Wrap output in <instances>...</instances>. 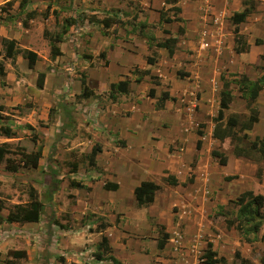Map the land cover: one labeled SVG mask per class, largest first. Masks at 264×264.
Returning a JSON list of instances; mask_svg holds the SVG:
<instances>
[{"label": "rangeland", "instance_id": "obj_1", "mask_svg": "<svg viewBox=\"0 0 264 264\" xmlns=\"http://www.w3.org/2000/svg\"><path fill=\"white\" fill-rule=\"evenodd\" d=\"M8 1L11 0H0V33L11 37L18 36L20 43H24L25 40L32 43V47L45 58V61L50 62L48 68L51 75L42 96L34 99L26 95L19 100L14 84H11V81L10 84H6L5 78L0 75V106L3 107L0 111V124L11 122L14 133L9 139L0 137V144L8 143L13 151L18 146L24 148L26 152H32L38 147L45 152L39 170L19 169L13 173L5 169V161L0 163V201L5 210H12L14 204L27 202L29 190L34 188L37 199L45 204L39 226L31 230L32 232L26 230L31 232L32 236L24 237V234L16 236L17 238L12 236L16 243H2L1 239L0 243L3 246L0 247V264H6L4 261L9 259L7 253L10 249L14 246L22 247L24 244L31 246L30 258L26 256L22 260H17V264H111L108 260L111 254L104 251L103 247L101 248L104 251L103 261H98L95 257L99 253L98 245L102 234L106 232L110 234L114 228L126 232L129 239L137 243L140 250L136 249L132 255L141 254L139 257L142 256L149 264H201L199 258L203 255L205 242L208 241L212 243L217 258H223L219 264H239V260L234 257L236 251L251 264H263L264 224L258 234L249 236L252 242L246 243L234 229H227L224 221L236 218L238 209L236 198L241 193L250 190L253 194L264 196V178L258 180L255 176L257 168H264V159L255 163L236 158L232 150L237 143L229 139L218 141L212 137V131L218 109L221 76L230 82L233 95V101L225 116L237 114L240 119L248 116L247 97L241 92L239 75L250 71L249 78L255 80L264 73V60L260 58L264 55V45L251 51L254 61L251 63L243 61L246 62L245 67L240 65L241 71L238 72L239 65L236 62L232 64L230 60L229 65L223 66L214 60L216 56L220 60L222 43H215L207 34L204 36L202 29L193 39L185 37V33L181 35L183 38L174 33L177 36L176 41L180 42L179 46L177 42L175 46L174 53L177 56H166L160 60L154 47L150 48L148 56L152 52L157 54L155 61L157 64L152 65L153 68L150 67L149 71L160 75L158 77L162 95L172 89L175 101L168 104L166 111L160 112L154 110V102L148 100L146 92L145 97L138 95V98L149 101L150 104L139 112L133 107V103L139 102L134 89L129 88V93L119 96L118 115L131 123L135 121L134 118L139 112L140 124L145 128L143 130L152 133L150 142L153 148L146 145L147 141H143L145 146L142 147L144 138L140 133L143 131L129 127V131L136 134L129 136L133 141V149H125L124 152L114 153L110 157L109 166L113 165L120 186L117 193L103 191L105 190L103 185L109 183L110 175L114 172L106 170L101 163L100 166H90L87 163V153L83 152L91 144L100 145L102 151L103 149L119 151L126 147V141L96 124L95 117L89 115V108L94 112L100 110L101 113L106 110L107 104L112 101L107 92L95 95L93 90L88 89L93 93L91 100L96 98L94 102L97 105L92 101L88 102L89 99H86V104L89 103L87 105L91 107L82 103L80 84L82 80L86 83V70L79 64L82 60L89 61L91 66L106 67V64H99L104 61L99 54L103 53L101 45L105 41L111 45L118 41V38L128 42L135 36L140 39L152 37L154 43L164 41L167 36L161 32L162 23L158 22L157 12L162 11L170 18L178 17L180 13H176L174 9L179 8V2L185 10L184 14L189 15L185 16L183 24L187 23L194 27L200 23L199 15L204 14L203 10H207L204 5L210 4L216 8L209 10L214 17L212 21L214 25L233 30L230 14L237 11V0H226L227 10L222 6V0L218 3H214V0L213 3L211 0H188L187 6L185 0H28L23 12L17 8L20 0H13L11 7L5 5ZM240 1L241 4L246 1L254 5L253 13L240 24L243 37L253 44L254 39L264 37V0ZM31 10L37 15L28 21V28L24 30L21 21L25 18V11ZM195 10L199 15L197 12L192 14ZM47 12L48 17L43 19L41 14ZM70 18L76 23L63 36L61 44L65 43L68 51L75 50V56H71V59H61L58 56L51 60L49 44L42 36V32L46 31L54 36L61 30L64 20ZM106 18L115 19L117 23L106 29L98 22ZM203 42L208 43V48H201ZM89 49L91 52L94 51V54L88 51ZM140 49L143 48L140 46ZM205 52L207 55H204ZM211 54L214 55L213 59H209ZM114 57L117 58L115 55ZM207 57L212 63L205 67V74V69L196 68L192 70L191 77L184 78L188 64H194L196 61L198 67H201L202 59ZM126 59L135 60L139 65L141 62L139 54L134 57L129 55ZM144 59L146 60V57ZM41 65L45 67L47 64L41 62ZM111 65L115 66V63ZM251 66L253 69H250ZM71 68L74 69L73 72ZM178 72L182 74L181 77L177 75ZM27 83L29 81L26 79L25 85ZM175 84L184 85L188 90L186 87L185 89L175 87ZM262 93L255 105L261 119L255 129L253 127L247 132L250 141L257 136L264 137V89ZM63 108H66L68 113H65ZM65 121L69 122V125ZM173 121L185 140H170L163 145L174 131ZM90 124L94 129L97 127V134L107 141L95 142L94 139L87 141L91 138L85 128ZM197 130L203 133L204 145L201 147L203 153L195 149L197 137L192 134H196ZM88 136L89 138H86ZM157 136H161L162 139L155 147L156 140H159ZM75 137L79 138V146H74L72 142ZM238 145L245 147L247 141H242ZM129 148L130 146L127 149ZM48 150L50 153H47ZM212 151L226 157L224 166L219 164L217 158L212 157ZM200 156L204 159L200 160ZM5 158L17 163L19 156L13 152ZM174 160H178L173 164L177 182L182 183L193 174L194 180L197 177L193 186L182 188L180 185L174 187L167 185L165 172L168 171L165 169L160 174L161 180L156 178L160 166ZM199 160L201 164L198 165ZM191 164H194L193 168L190 167ZM46 165H50L52 170H48ZM73 165L77 171L71 174ZM149 173L153 182L160 186V190L156 192L157 196L159 195L154 202L156 205L151 210L148 209L149 206L138 207L129 191V186L138 179H144ZM54 181L57 183L54 184ZM71 182H83L88 188L73 190L76 188L71 186ZM164 201H170L167 209L163 207ZM150 211L154 216L162 214L163 224L156 222L149 214ZM73 214H76L75 217H72ZM108 221H112L111 228ZM99 225H105V229L99 230ZM7 228L6 231L11 230L14 233V227ZM14 230L22 229L19 226ZM165 231L169 233V239L165 248L159 250L157 243ZM177 247L180 251H175ZM115 252L120 257L119 261L126 258L130 264L140 263L135 259L132 261L129 251Z\"/></svg>", "mask_w": 264, "mask_h": 264}, {"label": "crops", "instance_id": "obj_2", "mask_svg": "<svg viewBox=\"0 0 264 264\" xmlns=\"http://www.w3.org/2000/svg\"><path fill=\"white\" fill-rule=\"evenodd\" d=\"M222 1H223L222 6L226 9V6L225 5L227 4V1L226 0H222ZM218 2H219V0H214V3H218ZM184 3L187 6L186 3H189V1L188 0H185ZM211 3H213V0H211ZM204 6L207 7V10H203L204 11V14L199 15V13H198L197 10L192 11V14L194 12H197V14L199 15V20H200V23L195 24L194 27L192 25H189V24L187 25V23H184L183 24L184 19L186 20V17L185 16H189V15L188 14H184L185 13V10L182 7V4L180 2H179V8H180L181 11H180V15L178 17L181 18L183 22L162 23L159 20V12H157L158 22L159 23H162L161 32L164 35L167 36L166 39L169 38L170 35L165 34L163 31H169L170 34H173L172 37L177 38V36H175L174 33L175 34L177 33V30H178L179 27H183L185 29V37L189 36L190 38L193 39V38H195L197 32L200 29H202V32H203L202 34H205V36L207 34V37L208 38H212L213 41L215 43H217V44L218 43H222V45H221L222 46V48H221L222 50H220L221 51L220 60L217 58V56H216V58H214V60L217 61L218 64L223 65V66L229 65L230 63H228V62L230 60H231L232 64L236 62L237 65H239L238 72H240L241 71L240 65H241V67H245L244 64L246 62H243V61H247L248 63H251V62L254 61L252 59V53H251V51H253L254 48H256L258 46L254 45V41H253V44H252L249 40H247L244 37V39L246 40V42L249 45L248 52L247 53H243V54H236V53H234V51H233V47H234V35L232 33V30H230V28H226L225 26L222 27L220 25H217V26L214 25V22H212V21H214V17L210 14L209 10L210 9H216V8L213 7L210 4H206ZM237 6H238L237 11L231 13L230 14V18H231V16L234 13L241 12L240 11V8H242V10H243V4H241V1L240 0H237ZM17 8H18V4H17ZM214 11H216V10H214ZM192 21H193V19H192ZM241 27L242 26L240 25L239 26V32H240V34H242V28ZM106 29H108V28H106ZM24 30H27V28H25ZM42 34H43V32H42ZM19 35L20 36L21 35L23 36V34H19ZM180 37L183 38V36H180ZM2 38L15 41V43H16L15 45H16V48L18 50V53L15 54L14 61H11L10 59L3 57V49H2V45H1V39ZM25 39H26V37L24 38V40ZM257 39H259V38H257ZM261 40H264V37L261 38ZM62 42H63V40H62ZM177 43H178V46H179L180 45V42H177ZM59 44H60V47H59ZM59 44L57 46L59 47V50H60V53H61V55L59 56L61 59H71V56H75V53H74L75 50L68 51V48L65 45V43H62V44L59 43ZM32 45L33 44L30 43V42H28L27 40H25L24 43H20L18 36L11 37L9 35H5L4 33H2V34L0 33V55H1V57H0V65L3 67V73H4V75H2V76H3V78H5L4 80H5L6 84H10V81H11V84L12 83L14 84L15 90L17 91V95L19 96L18 97V100L20 98H25L26 95L27 96H30V97H33L34 99L36 97L42 96V93L46 89V84H47L48 77H49V75H51V72H48L47 71L48 64L50 62H48L47 60L45 61V58L43 56H41L38 53V51L34 47H32ZM101 46H102L101 48H102L103 53H104V58L102 59V60H104L103 61L104 63L103 62L102 63L99 62V64H102V65L103 64H106L105 65L106 67H100V65H98V66H91V63L89 61H86V60H82L79 64L81 65V67L84 68V70H86L85 71V76H86V84H87L88 89L93 90L92 92H94L95 95L100 94V93H106L107 92L109 98L112 100L110 102V104H107L106 110L104 112H102V113L100 112V110L99 111L97 110L96 112H94V111H91L92 110L91 108H89L88 109L89 115L92 116V117L93 116L95 117L94 119L96 121V124H100L105 129H107V131L110 132L111 134L113 133L114 135H117L119 138H123L126 141V147L123 148L122 150H119V151L118 150L117 151L116 150H113V151L108 150L107 151V150L103 149V151H102V149H101V152L98 153L97 156H96V158H95V166H100V163H101V164H104L106 170L111 171V172L112 171L114 172V173H112L110 175L111 176L110 177L111 179L108 180L109 183H105L103 185V188L105 189L103 191L117 193L120 190V186H119L118 181L116 179V173H115V169L113 168V165L109 166L110 157L114 153H122V152H124L125 149L126 150H132L133 149V147H132L133 146V141L129 139V136H132V135H135L136 136V134L133 131H129V127H130V129L131 128L132 129L133 128H136V129L139 128V129H141L143 132L142 133L138 132V133H140V136L142 138H144L142 140V144L144 143L143 141H147L146 142V145H149V146H151L153 148V145L151 144L152 142H150V140H151V137L150 136H151L152 133L150 134V133H147L145 130H143L145 128L143 127L144 125H141L140 124V119L138 118L139 112H141V110H144L145 107H147V105L150 104L149 101L154 102V104H153L154 110H157V111H160V112L161 111L164 112L168 108V104L169 103H172L173 101H175V98L173 97V94L171 93L172 92V89L168 90L166 93H168L170 99L165 100L164 103H163V105H162V107L158 108L156 102L162 96V92L160 90L159 85H152V84H150V80H149V77L148 76H145L143 78V80L141 82H139V83L135 81V79L137 78V75L134 74V70L135 69H138V70H148L149 71V68L150 67L153 68V66L147 64L146 63V60L144 59L145 57L148 56V51L150 50V47H148V44H147V37H144V39H140L138 36H135L133 38V40L128 41V42L125 41V40H123V39H119L118 38V41L113 42L111 45H109V43L107 41H105V42H102V45ZM140 46L143 49H140ZM25 50L33 51L37 55V60H36V62L34 64L33 68H31V69L28 68V62L23 57V52ZM90 50L91 49H89L88 51H90ZM82 51H84V50H82ZM155 52L157 54H159L160 60L161 59L163 60L166 56L172 57V56H169L168 55V53H167V51L165 49H158V48H156ZM20 53H22V54H20ZM91 53L94 54V51H92ZM138 54L141 57L140 65H139V62H137L135 60H130L129 61L128 59H126V57H129V55H131V57H134V56H136ZM114 55L117 58H115ZM173 55L174 56H177V54H175V53ZM204 55H207V53L205 52ZM211 55L212 56L209 59H213L214 55L213 54H211ZM216 55H219V54H216ZM189 56L191 57L192 55H189ZM40 58H42V60ZM186 58H189V57H186ZM209 59H208V57L205 58V59H202L201 64H200L201 67H198L199 65L196 63V61H195L196 65H194L195 63L194 64H192V63L191 64H188V66H186L187 69L185 70L186 75H184V78L185 79L186 78L188 79L189 77H191L192 70H194L196 68L199 69V70L205 69V71H204V74H205V72H206V68L205 67L209 66L212 63V61L209 60ZM41 62H45V65L46 64L47 65L45 67H43L41 65ZM111 63H115V66H112ZM155 64H157V62H155L153 65L155 66ZM121 65H124V67L122 68ZM251 67H250V69H253V67L252 68ZM70 70L72 72L74 71L73 68H71ZM39 72H45L44 85H43V88H41V89H39L36 86V75ZM149 72H150V75L151 76H154V77L158 78V81H160V77H158V76H160L159 74L156 75V73H154V71H149ZM114 73H117V74L115 76H113ZM262 74L263 73H261V75ZM177 75L180 76V77L182 76V74H180V72H178ZM242 75H246L248 77V79L251 80L249 78L250 71H248L247 73L244 72V74H242ZM261 75H259L258 77H256V79H258ZM34 78H35V80H34ZM26 79L29 81V83H27V85H25ZM146 79L149 80V81H147ZM125 80H128L129 81L130 87L128 85V89L130 88V90H132V89L135 90V94L137 93L136 94L137 98H138V95L139 96L140 95H143L145 97L146 96V92H147V98L149 100V101L139 100V98H138L139 102L136 103V104L133 103V107L136 108L139 112H138V115L134 118L135 121H132L131 123H129L128 120H126L123 117H121V116L118 115L119 109L117 108V106L119 105V101H120L119 100V96L121 94L126 95V93H129L128 90H127L126 93L113 92L112 93V96H110V85L111 84H116L119 81H125ZM255 80H251V81H255ZM174 86L175 87H178V88H181V89H185V87H186L184 85L183 86L182 85L179 86L177 84H175ZM150 88H153L154 91H155L153 97H150L149 96V90H150ZM81 89H82V86H81ZM186 89L188 90L187 87H186ZM262 92H263V90L260 91V93L258 95V100L262 96V94H263ZM209 96L210 95H208V97ZM92 97H93V95L90 98H88L89 100L87 99L88 102L89 101L94 102L96 100V98L94 100H91ZM84 99L85 98H83V102L82 103H85L86 104V101L87 100L86 99L84 100ZM203 99H205V98L203 97ZM94 103H95V105H97L96 102H94ZM87 104H89V103H87ZM87 106L88 107H91L90 105H87ZM94 109H97V108L94 107ZM63 110H64L65 113H68L66 108H63ZM201 110L204 111L205 109H201ZM260 119H258V122L260 121ZM258 122L254 125V129L256 128ZM65 123L69 125V122L67 123L65 121ZM72 125H74L73 122H72ZM175 125H176V123L174 122V126H173L174 127V131L171 133L170 136H168L167 141L164 142L163 145H165L170 140H176V139L177 140H185L184 139V136L179 131L180 129L177 126H175ZM95 129H94V127H92L91 124L85 128V130L87 132H89L87 134H89V136L91 138V139H88L87 141H92V139H94L95 142H98V141L99 142H103V141H100V140H106L105 138H102L101 136H99L97 134V129L98 128L95 127ZM192 135L195 136V137H197V139H200L201 142H202L203 135H202V137H198L197 134H192ZM89 136L86 137V138H89ZM157 137H159V140H156L155 147L157 146L158 141H160L162 139L161 136H157ZM78 139L79 138H76L75 137L74 138V141H72L73 144H74V146H79V142H78L79 140ZM186 142H187V140H186ZM81 144H82V142H81ZM94 145H98V144H94ZM94 145L91 144L89 146V148H87V150L86 151H83V152L87 153V155H88L90 153V151H91L92 146H94ZM203 145H204V143L202 142L201 143V147ZM129 146H130V148L127 149ZM143 146H145V145L143 144L142 147ZM38 149L41 150V158L39 159L38 167L36 168L37 170H39V168H41V166H42V158H43V155L45 153V152L43 153V151H42V149L40 147H38L36 150H33V151H37ZM200 151H201V153H203V148H200ZM47 153H50V150H48ZM199 159L202 160L204 158H202L200 156ZM200 160L198 162V165H199V163L201 164ZM175 162H178V160L169 161V163H167L166 165L162 164L160 166V169H159L157 175H156V178H158L159 180H161L162 177L160 176V174H161L162 170H164V169L166 171L170 172L175 177L176 176V173H175V169H174V166H173V164ZM87 163H88V161H87ZM45 167H47L48 170H50V171L52 170V167L50 165H46ZM187 167H188V163H187ZM75 169H77V168L75 167ZM25 170H31V169H25ZM76 171L77 170H75L71 174L75 173ZM195 172H197V170ZM255 174H256V171H255ZM150 175H151V173H149L148 176H146L144 179H141V180L138 179L131 186H129L130 194L133 195V189L136 186H138L141 182H143V181H151V182H153V180L150 178ZM153 178H154V176H153ZM261 178L263 179L264 176H262ZM71 179H73V177H71ZM196 181H197V177L195 178L193 184H190V185H187V186H191V185L193 186ZM183 182H185V181H183ZM106 184L107 185H116V188L113 189V190H111L112 188H108L107 189V188H105V185ZM179 184H181V183H179ZM81 185H83V188L82 189H84L85 187H87L86 184H84L83 182L81 183ZM172 187H174V186H172ZM186 187H182V188H186ZM33 190H35V188ZM73 190H77V189H73ZM167 191H168V189H167ZM158 196H157V194H155L154 202L156 201V199L158 198ZM27 202L20 203V204H14L13 206H15V205H25V204H27ZM154 202L151 205H149V208L148 209L151 210L153 208V206L156 205V203H154ZM164 202L165 203H164L163 207H164V209H167L169 207L170 201L169 202L168 201H164ZM12 209H13V207H12ZM44 209H45V204H43V212H44ZM9 211L10 210H5L3 208L0 211V216L3 219H6ZM43 212H42V214H43ZM149 214L152 216V218L155 219L156 222H159V223L163 224L162 221H161L162 214H159L157 216H154V214H152V211H150ZM75 215L76 214H73L72 217H75ZM40 220H41V218H40ZM39 222L38 223H19V222L6 223V222H4V223L0 224V241L2 239V243H4V242L16 243L17 241L13 239L14 236H15V238H17L16 236L19 237L22 234H24V237L32 236L31 235L32 234L31 233L32 232L31 230L35 229L36 226H39V224H40ZM108 222L110 224L109 227L111 228L112 221H108ZM19 226H20V228L22 230H18V231L14 230V228L19 227ZM118 226H120V224ZM7 227H12V228L14 227L13 228L14 233H12L11 230L6 231V228ZM7 230H8V228H7ZM26 230H29L31 232L29 233ZM114 230H116L117 232H114ZM114 230L110 234H107V232L106 233H103V234L101 233V234H102V236L106 237V239H107V245L110 248L111 255L117 261H119L118 258H120V257L116 254L115 251L116 250H119V251H129L131 253L132 261H134L133 259H135V261H139L140 262L139 264H141V262H143L145 264L148 263V261L144 260L142 258V256L139 257V255H141V254H136L137 256H133L132 255V253L136 249H138L137 243H134L133 240L131 241L129 239V235L126 232L121 231L119 228L118 229L117 228H114ZM166 230H168V229H166ZM165 233H167L169 235V233L167 231H165ZM208 242H210V241H208ZM206 243L207 242H205V249H204V251L206 250ZM1 245L2 244L0 243V247H1ZM165 245H164L163 249L165 248ZM30 247L27 246L26 244H24L22 247H20V246L19 247L14 246V248L13 249H10V251H18V250L19 251H25L26 256L29 259L30 258V251H31ZM163 249H161V250H163ZM138 250H140V249H138ZM178 250L180 251V249H176L175 251H178ZM204 251L202 252V254L204 253ZM9 259H11V258L9 257ZM20 260H22V259H20ZM0 261H1V255H0ZM15 263L17 264V260H15ZM120 263H122V264H130V262H128L126 260V258L124 260H122ZM131 264H138V262H136V263L134 262V263H131Z\"/></svg>", "mask_w": 264, "mask_h": 264}, {"label": "trees", "instance_id": "obj_3", "mask_svg": "<svg viewBox=\"0 0 264 264\" xmlns=\"http://www.w3.org/2000/svg\"><path fill=\"white\" fill-rule=\"evenodd\" d=\"M28 0H20L18 2V8L23 12L25 6L28 4ZM7 7H11L13 5V0L5 3ZM3 9V8H2ZM4 10V9H3ZM176 13H180V8L174 9ZM254 11V5L248 4L246 1L243 2V10L241 12L234 13L230 21L233 24L232 33L234 35V47L233 51L236 54L247 53L249 49V45L244 39L243 35L239 32V25L244 23L246 18L251 15ZM37 13L34 10L25 11V18L21 21V25L24 28H28V21L33 20L36 17ZM43 19L48 17V12L41 14ZM159 20L162 23H172V22H183L181 18L174 17L170 18L166 16L162 11L159 12ZM103 25L104 28H109L112 24H116L117 21L115 19H102L98 21ZM76 21L74 19H65L63 25L61 26V30L54 34V36L48 34L46 31H43V37L48 41L49 44V56L51 60H54L56 57L60 56V50L57 46L62 42L63 36L69 30L70 27L75 25ZM165 34L171 35L169 31H163ZM141 33V31H140ZM178 35H183L185 33V29L183 27H179L177 30ZM154 39L152 37L147 38L148 47L165 49L169 56H173L175 52L176 46V38L169 37L161 42L154 43ZM15 41L8 40L5 38L1 39V45L3 49V57L8 58L11 61H14L15 54L18 53V50L15 45ZM254 45L261 46L264 45V40L255 39ZM23 57L28 62V68H33L37 55L35 52L30 50H25L23 52ZM100 58H104V53L99 54ZM264 60V55L260 57ZM157 59V54L152 52L150 56L146 57V63L149 65H153ZM49 68L47 71L49 72ZM134 73L137 75L135 79L136 82H141L145 76L149 77L150 84L159 85V81L156 77L151 76L148 70H138L135 69ZM181 74V73H180ZM0 75H4L3 67L0 65ZM45 72H39L36 75V86L41 89L44 85ZM221 81V89L219 91V101H218V109L216 112V116L214 118V128L212 131V137L218 141H224L225 139H229L230 141H234L237 143L233 147V155L236 158H243L248 161H252L255 163L261 162L264 159V137H255L252 141L249 140V136L247 132L251 131L254 125L258 122L259 112L256 108V100L260 91L264 89V73L255 81H251L248 79L246 75H239V85L242 86V91L247 97L246 109L248 111V116L245 119H240L237 114H230L225 116V112L229 110L230 105L233 101V95L230 88V82L224 78L220 77ZM129 81H119L116 84L110 85V96H112L113 92L126 93L128 90ZM82 92L81 97L88 99L93 94L88 90V87L84 80L81 81ZM154 89L150 88L149 96H154ZM170 99L168 93H163L160 99H158L157 107H162L165 100ZM3 110V107L0 106V111ZM198 137H202L203 133L200 130L196 131ZM14 135L12 130V125L10 123L0 124V137H4L6 139L11 138ZM242 141H247V145L245 147H241L238 144L242 143ZM201 140L197 139L195 142V149L200 150L201 148ZM19 156L17 163H14L13 160L9 158H5L6 155H10L12 153ZM101 152V147L99 145H94L91 148L90 153L87 155V161L90 166H95V158L98 153ZM211 155L213 158H217L220 165L224 166L226 164V157L217 151H212ZM41 158V150L26 152L22 147H16V150H12V146L8 143L0 144V163L5 161V169L9 172H17L19 169H36L38 167L39 159ZM194 164H191L190 167L193 168ZM75 171V166L73 165L72 172ZM165 177V182L169 186H178L186 187L189 184H192L194 181V175L190 174L188 179L179 184L174 177V175L168 174ZM257 179H260L264 176V168H257L256 174ZM232 178V177H229ZM57 181H54L56 184ZM73 188L82 189L83 185L79 182H71L70 183ZM105 188H112L111 190L116 188V185H105ZM160 190V186L151 181H143L138 186L133 189V197L138 207H147L154 202L155 194ZM29 201L25 205H15L13 209L9 211L6 219H3L0 216V224L19 222V223H38L42 216L43 212V204L37 199L36 191L33 189L29 190L28 193ZM236 204L238 205L236 218L233 220L226 219L224 221L227 229H234L246 243H251L250 235L255 236L260 231L262 225L264 224V197L260 194H253L252 191H245L241 193L236 198ZM4 208L3 203L0 201V211ZM98 229H105V225H99ZM169 239V235L167 233H163L161 239L158 240L157 248L163 249L164 245ZM108 254H111L110 248L107 245L106 237H101V242L98 245V248H102ZM99 249V253L96 254V260L103 261L104 251ZM8 257L11 259H6V264H16L15 260H20L26 257L25 251H9L7 253ZM234 257L236 260H239V264H251L248 260L243 259L240 256V253L236 251L234 253ZM108 260L111 264H122L117 261L113 256H109ZM201 264H219L222 262L223 258H217V253L212 249V243H206V250L203 255L199 258ZM262 263L264 264V258L262 259Z\"/></svg>", "mask_w": 264, "mask_h": 264}, {"label": "built area", "instance_id": "obj_4", "mask_svg": "<svg viewBox=\"0 0 264 264\" xmlns=\"http://www.w3.org/2000/svg\"><path fill=\"white\" fill-rule=\"evenodd\" d=\"M204 36H205V34H203ZM201 48L202 49H206V48H208V43L207 42H203L202 44H201ZM178 248V247H177ZM179 249V248H178Z\"/></svg>", "mask_w": 264, "mask_h": 264}]
</instances>
